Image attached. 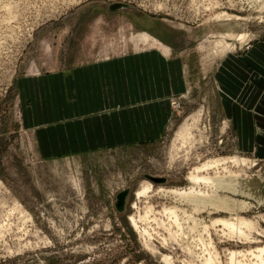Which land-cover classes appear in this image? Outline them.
<instances>
[{"label":"rangeland","instance_id":"1","mask_svg":"<svg viewBox=\"0 0 264 264\" xmlns=\"http://www.w3.org/2000/svg\"><path fill=\"white\" fill-rule=\"evenodd\" d=\"M115 3L129 8H110ZM105 5L124 12L119 18L126 22L102 27L103 55L142 47L148 39L169 42L182 49L186 92L170 99L172 121L147 147L41 156L21 124L13 82L18 63L39 40L44 21L81 6L82 14H95ZM145 31L151 36L138 34ZM263 37L264 0H0V264H264L256 257L264 247V158L236 147L213 75L222 55L245 53ZM183 127L190 128L186 144L179 134ZM188 153L189 166L170 168ZM236 155L255 165L228 164L239 174L240 187H251L250 194L221 192L233 200L228 206L216 199V206L201 205L198 212L184 198L156 189L188 188L195 167ZM144 180L155 190L138 198ZM122 190L128 195L120 213ZM165 208L175 210L179 224ZM238 215L256 223L243 227L247 237L215 223L236 222Z\"/></svg>","mask_w":264,"mask_h":264},{"label":"crops","instance_id":"2","mask_svg":"<svg viewBox=\"0 0 264 264\" xmlns=\"http://www.w3.org/2000/svg\"><path fill=\"white\" fill-rule=\"evenodd\" d=\"M85 10L44 21L13 79L21 124L46 158L147 147L172 121L170 99L186 92L182 49L153 36L142 47L103 55L102 27H116L125 13L107 5ZM219 60L213 75L236 147L264 158V37Z\"/></svg>","mask_w":264,"mask_h":264},{"label":"bare ground","instance_id":"3","mask_svg":"<svg viewBox=\"0 0 264 264\" xmlns=\"http://www.w3.org/2000/svg\"><path fill=\"white\" fill-rule=\"evenodd\" d=\"M242 35L243 36H241V38L243 39L244 34H242ZM179 134H180V138L182 140V144H186L187 142H189V139H190L189 136L191 135L189 127H183L179 131ZM174 160L175 159L172 158L170 163H172V161H174ZM191 160H192V155L190 153H188V154H186V156L183 159L178 158L176 160L177 166H174V162H173V165L171 164L170 168H174V167L178 168L179 166L180 167L189 166V164H190L189 162ZM254 162L255 161H253V160L250 161L249 159H247L245 157H241L239 155H236L233 157L212 158V159L207 160L206 163H203L202 165L195 167L193 169V171L188 175V177L191 181L190 187L174 189V188H167L165 185L164 186L159 185V186H157L156 189L158 190V192H161L164 194L165 193L166 194H172L173 196H176V197L180 196V198H184L185 201L187 200L188 202L193 204L195 206L194 209L197 208L198 212H199L198 208H200L201 205L204 206L206 204L211 203L212 205L216 206V203H215L216 199H217V202L221 203V205L224 204L225 206H228L227 204H231L228 202L233 201V200L226 194L221 195V192L226 191V192H231L233 194H237V192L240 191V192H243L246 194L247 193L250 194V189H251L249 184L247 187H242V188L240 187L239 182H241V179H240L239 174L237 173V171H236V173L233 172L229 168L228 164L231 163L233 166H250L251 167L252 165H255ZM159 167L162 168L163 164H160ZM208 170H215V172H214L215 175L214 176L213 175L212 176L204 175L203 172H207ZM154 188H155V186L152 183V181L144 180L141 187L138 188V190H136L135 194L138 196V198H140L142 196H146L147 194H149V192H151V190H153ZM208 188H211V191H208ZM206 207H204V208H206ZM201 209H202V207H201ZM202 210H204V209H202ZM165 212L174 218L175 223L178 222V215L174 209H172V208L166 209L165 208ZM261 216L264 217V215H261ZM130 219L136 228L139 227V223L135 219V217L131 216ZM235 219H236V222H234L233 219H225V218L224 219H216L215 223H222L223 225L227 226V228L229 229V232L231 230L234 234L238 233V235L241 234L242 236L245 234L244 236L247 237L246 236L247 232L243 230L244 229L243 227H247L250 229V228H253V226L256 223H254V222H252V221H250V220H248L245 217L240 216V215L236 216ZM178 224H179V222H178ZM205 228L207 229L208 227L205 226ZM145 230H144L143 234L148 235V233H146L147 231L145 232ZM232 232H231V234H233ZM234 254L235 253H233V255H232L233 256L232 259L234 258ZM256 257H258L259 261L264 263V247H260L258 249Z\"/></svg>","mask_w":264,"mask_h":264},{"label":"water","instance_id":"4","mask_svg":"<svg viewBox=\"0 0 264 264\" xmlns=\"http://www.w3.org/2000/svg\"><path fill=\"white\" fill-rule=\"evenodd\" d=\"M110 8H129V6H126L125 4H121V3H115V4H111L109 5ZM149 179H152L154 181H164V180H160L157 178H153V177H148ZM128 190H122L121 193H119V195L117 196V201H116V208L119 210L120 213H122L125 209V203H126V197Z\"/></svg>","mask_w":264,"mask_h":264}]
</instances>
